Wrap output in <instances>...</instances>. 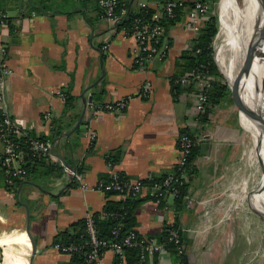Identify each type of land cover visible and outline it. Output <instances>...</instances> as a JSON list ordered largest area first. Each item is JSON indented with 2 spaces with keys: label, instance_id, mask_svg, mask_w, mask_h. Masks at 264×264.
<instances>
[{
  "label": "crops",
  "instance_id": "0c3cea01",
  "mask_svg": "<svg viewBox=\"0 0 264 264\" xmlns=\"http://www.w3.org/2000/svg\"><path fill=\"white\" fill-rule=\"evenodd\" d=\"M99 1L0 0V11L11 19L1 30L0 41L8 47L14 71L6 82V102L0 105V112L9 113L29 134L41 139L51 135L52 124L59 120L64 135L69 133L84 113L79 128L51 146L54 155L45 160L55 164L65 157L71 166L81 169L91 186L109 180L113 171L131 181L164 178L175 171L180 135L185 132L200 138L201 153L195 159V173L187 189L194 205L183 207L172 197L156 205L142 197L134 212V230L141 237L160 242L178 225L176 229L186 239L185 262L199 264L198 239L187 231L197 225L212 226L207 218L211 211L223 208L237 162L235 150L222 148L217 131L209 130L214 115L205 127L195 122V88L173 89V78L187 77L193 71L184 72L182 60L194 44L193 35L184 29L187 14L166 30V56L139 68L135 64L136 40L103 19ZM121 1H130V6L137 1L136 10L141 3L155 7L149 0H134L132 5V0ZM147 82L152 84L148 98L140 94ZM70 85L76 108L65 116V102L58 93ZM128 98L123 112L97 111ZM91 133L97 135L93 142ZM203 144L208 145L206 155L202 154ZM3 149L0 140V152ZM72 182L65 170L52 173L41 168L8 188L0 168V264H25L32 256L28 222L36 244L31 264H75L72 257L54 250L53 244L78 233L82 229L79 224L88 215L103 216L109 202L126 200L84 191ZM217 238L211 232L205 240L212 243ZM19 240L29 244L27 256ZM178 261L170 251L163 260L148 258L149 264ZM100 264H118L117 257L108 251Z\"/></svg>",
  "mask_w": 264,
  "mask_h": 264
},
{
  "label": "built area",
  "instance_id": "2783aa9c",
  "mask_svg": "<svg viewBox=\"0 0 264 264\" xmlns=\"http://www.w3.org/2000/svg\"><path fill=\"white\" fill-rule=\"evenodd\" d=\"M99 6L103 19L110 24L117 26L127 16L128 10L120 0H100ZM149 8L154 12L150 14ZM142 16H137L130 23L129 27L122 29L126 37H131L138 44V54L135 64L139 68H144L147 64L162 60L168 51L164 46L165 21L174 20L179 10H186L184 29L193 35L194 40L201 33L205 23L214 12L213 5L207 2H197L191 9H188L182 0L168 1L163 5L155 4L151 7L147 3L139 4ZM11 23L10 16L0 11V34L1 30L7 28ZM215 40V39H214ZM193 45L190 50H192ZM199 53V51H197ZM14 71L9 65L8 47L0 41V105L6 102V82L13 75ZM214 78L209 74L205 66H199L187 77L179 78L175 81L176 86H192L196 91V103L194 108V120L199 125L201 118L206 114L209 105V92L212 89ZM152 92V84L145 83L141 89V95L148 98ZM58 96L65 101L63 92ZM128 99H122L114 103H108L98 107L99 112H123L128 106ZM46 119L50 118L46 114ZM93 142L97 135L90 134ZM0 140L4 149L0 152V168L5 175V182L8 188H13L16 182L28 176V171L23 163L26 155L30 154L36 158L52 157L51 145L41 138L34 137L27 132L20 122L13 119L7 112H0ZM201 139L188 134H181L178 140V158L175 171L164 178L149 176L142 180H126L117 172H112L110 179L100 181L96 185H89L83 176L67 168L61 162L66 174L76 182L79 188L84 191H98L106 194H114L124 198L140 199L147 197L156 205L161 204L166 197L179 199L183 196L184 189L189 185L192 177L193 165L190 157L193 150L199 146ZM112 168V164H108ZM183 200L190 207L193 200L189 193L185 194ZM103 217H110L119 220L120 216L115 214H103ZM123 225L121 222L111 233L110 239L101 238L98 235L97 223L92 215L85 219L84 233L73 242H56L53 249L70 257L79 256L82 264H100L106 252H113L117 257L118 264H129L127 262V249H138L139 259L137 264H149L148 258L158 256L163 258L169 255L167 244H173L177 250L176 256L179 261L176 264H187L184 260L186 247L182 241L180 230L170 229L167 242L160 243L153 238L139 236L136 230H130L122 234ZM162 264V263H161Z\"/></svg>",
  "mask_w": 264,
  "mask_h": 264
},
{
  "label": "rangeland",
  "instance_id": "374dc122",
  "mask_svg": "<svg viewBox=\"0 0 264 264\" xmlns=\"http://www.w3.org/2000/svg\"><path fill=\"white\" fill-rule=\"evenodd\" d=\"M221 2L222 0H219L213 7L212 14L217 18L218 28L213 49L216 62L221 68L220 70L224 72L223 75L230 90L226 98L214 110L213 124H210L209 130L217 131L216 137L222 140V148L235 150L234 157L237 163L230 176L231 184L225 194L226 201L223 208L217 212L211 211L207 218L212 226L210 224L197 225L193 229L189 228L187 232L192 233L198 239L195 246L198 250L196 256L199 264H264V134L250 125L246 115L248 104L244 103L243 111L240 110V104L247 96L251 98L253 90L245 88L239 76L224 68L221 60L222 67L218 62L220 53L225 54L227 58L230 56V59L234 57L228 51L229 38L225 34H221L224 18ZM258 10L260 11L259 2L254 30L257 26ZM256 31L253 43L249 45L247 52L252 49L254 44L252 56L256 57L257 70L259 71L258 62L260 61L258 58L261 62L264 61V43L257 53L258 27ZM246 33L241 28L243 40ZM261 37L264 39V31ZM244 64L245 60L240 69ZM235 82L239 89V91L236 90L237 99L232 91ZM259 104V99L255 94L252 110L255 112V119H261L264 122L262 107ZM253 122L263 128V123L256 120ZM193 205L194 203L189 206ZM211 232L218 238L212 243L206 242L205 238ZM218 239L219 241H217ZM185 246L187 254V245L185 244Z\"/></svg>",
  "mask_w": 264,
  "mask_h": 264
},
{
  "label": "trees",
  "instance_id": "16d2710c",
  "mask_svg": "<svg viewBox=\"0 0 264 264\" xmlns=\"http://www.w3.org/2000/svg\"><path fill=\"white\" fill-rule=\"evenodd\" d=\"M121 1V0H120ZM150 2H153L158 5H163L164 3L168 1H177V0H149ZM184 5L188 8L191 9L195 3L197 2H207L213 5L215 7V4L219 0H182ZM122 4H124V7L128 10V16L120 23L117 25L118 30H121L129 27L130 23L134 20L135 17L137 16H142V12L139 10V8L136 10L135 6L137 4V1L133 4V6H130V1H121ZM150 14L154 12L153 8H149ZM186 14V10L178 11V15L174 20L171 21H165V28L166 30H169L170 28L174 27L177 25V23L181 22L183 19V16ZM218 33V28H217V18L214 14H212L209 18V20L205 23L201 33L199 36L194 40L193 48L192 50L186 51L182 55V60H183V69L184 72H187L188 70H195L199 66H205L206 69L208 70L209 74L214 78L213 84H212V89L209 92V105L206 111V114L201 118V124L202 126L205 127L206 123L209 121V117L213 114L214 110L222 103V101L226 98V96L229 93L230 87L227 83V80L225 76L223 75L224 73L222 70H220L216 59H215V53L213 49V42L214 38L216 37ZM199 51V53H197ZM220 63V60H218ZM179 78H173L172 79V86L173 89H177L180 86L175 85V81L178 80ZM72 85L68 86V88L62 90V92L65 95V116L68 114H72L76 108V99L72 95ZM79 119H77L78 121ZM61 121H56L52 124V133L49 137H44L42 140L48 142L51 146H55L57 141L60 138H66L64 136V128L61 127ZM185 133V132H184ZM183 133V134H184ZM189 135V134H188ZM190 136L193 137L191 134ZM201 153V146H197L190 157V162L194 167V162L197 156H199ZM52 155L53 152H52ZM46 158H36L33 157L32 155L28 154L25 157L24 160V168L28 171V175H33L37 170L41 168H47V170H50V172H59L63 173L64 172V167L62 166L61 162L64 164H69L67 159L65 157L61 158V160L58 163L51 164L50 162H46ZM114 164V162H112ZM75 172L81 173L80 168H75L71 166ZM195 170V167H194ZM192 170V174L194 175L195 171ZM75 185V181L72 182V185ZM188 186L184 189L183 191V196L179 199H177L178 203L182 205L183 207L186 206L185 201L183 200V197L185 194L188 193L187 191ZM141 201L139 199H131V198H126V200L116 203V202H109L104 209V214H115L119 215L120 218L119 220H116L114 218H106L103 217L102 215H95L94 218L97 223V228H98V235L101 238L104 239H110L111 238V233L114 230V228L117 226V223L121 222L123 225L122 229V234L127 233L130 230H133L137 224L134 212L136 210V207ZM80 228H82L78 233L75 235L71 236L70 238H65V240H61L58 242H73L77 240L81 234L84 233L85 229V220L82 221V223L79 224ZM178 228V225H175L173 229ZM169 234V232H168ZM168 234L165 236L168 238ZM182 237V241L186 244V239L182 233H180ZM166 237L160 241V243H166ZM57 242V241H56ZM167 247L172 254L177 253V250L173 244H167ZM127 262L129 264H137L138 262V257H139V250L138 249H127ZM132 258V260H131ZM74 263L75 264H82L83 261L79 256H74ZM135 261V262H134Z\"/></svg>",
  "mask_w": 264,
  "mask_h": 264
},
{
  "label": "bare ground",
  "instance_id": "6f19581e",
  "mask_svg": "<svg viewBox=\"0 0 264 264\" xmlns=\"http://www.w3.org/2000/svg\"><path fill=\"white\" fill-rule=\"evenodd\" d=\"M258 2V0H222L221 3L223 6L222 11L224 13V18L221 27V34H225L227 38H229V41L227 43L228 51L234 57L233 59H230V56L229 58H227L225 54L220 53L219 60H221V64L224 68L230 70L241 78L245 88L253 90L251 98L247 96L242 102L248 104V107L252 109L254 105V97L256 94L260 102L259 105H261L262 107L264 116V61L261 62L260 58H258L257 55V58L260 61L258 62L259 71L257 70L258 65L256 63L255 55L250 57L251 63L249 65L247 64V58L250 56V51L247 52L248 47L251 43H253L255 34L257 32V27L258 30H260L261 21L263 19V13L260 9V11L258 10L257 26L254 30V23L257 17L256 15ZM241 28H243V30L247 32L244 40L241 35ZM263 43L264 39H262V42L258 44L256 51L257 53ZM244 60L245 64L242 69H240ZM247 117L249 119L250 125L261 134H264V132L262 131V129H264V125L263 128H261L260 125L253 122L248 115ZM19 243L22 247V250L24 251L23 253H25V255L27 256L29 251V244L24 240H19ZM25 264H28V260L25 262Z\"/></svg>",
  "mask_w": 264,
  "mask_h": 264
},
{
  "label": "water",
  "instance_id": "95a60500",
  "mask_svg": "<svg viewBox=\"0 0 264 264\" xmlns=\"http://www.w3.org/2000/svg\"><path fill=\"white\" fill-rule=\"evenodd\" d=\"M259 1V5H260V9H261V11H262V13H263V19H262V21H261V27H260V30H258V44H260L261 42H262V37H261V35H262V32L264 31V0H258ZM133 2H134V0H132V2H131V5L133 4ZM263 29V30H262ZM254 44H253V46H252V49L250 50V56L247 58L248 59V61H247V64L249 65L250 63H251V56H252V54H253V51H254ZM243 72H244V68H243ZM235 88V89H234ZM234 88H232V91H233V93L236 95V99H237V94H236V90L237 91H239V89H238V86H237V84H236V82H235V86H234ZM234 89V90H233ZM243 107H244V103H241L240 104V110L241 111H243ZM254 111L251 109V108H247V110H246V114L249 116V118L250 119H254V120H256V121H258V122H262L263 124H264V122L263 121H261V119H255V115H254ZM83 118H84V113L82 114V116H81V118H80V120H79V122L77 123V125L75 126V128L72 130V131H70L69 133H67V134H65L64 136H66L67 138H69L78 128H79V126H80V124L82 123V121H83ZM253 120V121H254ZM262 131L264 132V130L262 129ZM208 138V137H207ZM207 148H208V145L207 144H203L202 145V154L203 155H206L207 154ZM51 151L52 152H54V148H52L51 149ZM66 166H67V168L68 169H70V170H72V171H74V169L71 167V166H69L68 164H65ZM71 178V177H70ZM72 179V178H71ZM27 213H28V215H29V211H27ZM27 234H28V236H29V238H30V240H31V244H32V256H30V258L28 259V264H31V261H32V257H33V255L35 254V249H36V244H35V241H34V239H33V237H32V235H31V233H30V226H29V222H28V225H27Z\"/></svg>",
  "mask_w": 264,
  "mask_h": 264
}]
</instances>
